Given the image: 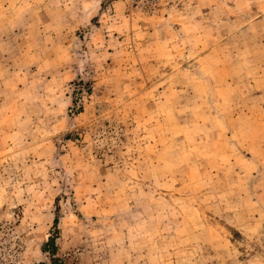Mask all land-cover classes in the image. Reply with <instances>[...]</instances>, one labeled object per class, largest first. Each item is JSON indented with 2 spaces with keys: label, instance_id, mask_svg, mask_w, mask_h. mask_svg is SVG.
Segmentation results:
<instances>
[{
  "label": "rangeland",
  "instance_id": "374dc122",
  "mask_svg": "<svg viewBox=\"0 0 264 264\" xmlns=\"http://www.w3.org/2000/svg\"><path fill=\"white\" fill-rule=\"evenodd\" d=\"M35 263L264 264V0H0V264Z\"/></svg>",
  "mask_w": 264,
  "mask_h": 264
},
{
  "label": "trees",
  "instance_id": "16d2710c",
  "mask_svg": "<svg viewBox=\"0 0 264 264\" xmlns=\"http://www.w3.org/2000/svg\"><path fill=\"white\" fill-rule=\"evenodd\" d=\"M57 223H58V219L57 217H55L53 219V226L56 227ZM54 238H55L54 236H50L43 247V250L48 251L51 255H54L56 252V245H55ZM55 263H56V260H55ZM35 264H42V263H35Z\"/></svg>",
  "mask_w": 264,
  "mask_h": 264
}]
</instances>
